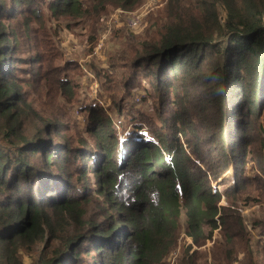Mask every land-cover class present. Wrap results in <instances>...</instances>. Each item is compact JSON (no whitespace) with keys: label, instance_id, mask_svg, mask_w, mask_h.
<instances>
[{"label":"trees","instance_id":"obj_1","mask_svg":"<svg viewBox=\"0 0 264 264\" xmlns=\"http://www.w3.org/2000/svg\"><path fill=\"white\" fill-rule=\"evenodd\" d=\"M140 1L0 0V264H164L183 221L195 244L219 225L231 244L222 197L264 203V0H167L141 36L118 37L111 69H122L126 96L138 73L149 78L143 97L160 121L137 111L148 130L125 132L123 120L120 137L59 38L89 41L91 53L109 8ZM72 106L87 118L75 143L64 125ZM221 164L233 182L219 193ZM246 250L239 264H264L263 245Z\"/></svg>","mask_w":264,"mask_h":264},{"label":"rangeland","instance_id":"obj_2","mask_svg":"<svg viewBox=\"0 0 264 264\" xmlns=\"http://www.w3.org/2000/svg\"><path fill=\"white\" fill-rule=\"evenodd\" d=\"M166 2L167 0H141L140 3L137 4V7L130 11L123 10L120 7H110L106 16L103 18L104 20L100 31L98 32V27L94 34L95 44L91 53V42H81L82 38L75 35H73L75 38L71 35H60L59 44L61 49H64H62L64 52V59L77 61L81 69L80 71L87 76L86 80L89 78L91 79V83H89L90 94L97 99L98 105L102 108L105 114L114 121L115 129L120 137L124 134L122 133L123 120L127 121L125 124V132H131L135 135L136 133H140L142 128L145 130L147 129L143 120L137 116V111L147 112L146 117H154L156 125H158L160 121L158 120L157 113H153V111L148 108L149 105L152 104V100L150 99L145 102V97H143L144 93L142 90H144L145 93L150 94L148 92L149 85L147 83L149 78L142 73H138V75H136L137 81L134 83L136 87V89L134 88L135 90L133 89L134 93H132L131 96H126V94H124L125 90L122 85L125 82V78L120 75L122 69L118 70L113 68L112 70V66L109 64L111 60L110 58L113 57L116 51L115 47L113 48V44L121 35H124L125 37L141 36V34L149 28L148 18L162 10L163 7H165ZM71 37L75 39V41H71ZM92 61L94 63L90 65ZM94 65L100 68L106 67L111 80L107 77V83H103L104 80L100 77L101 79L96 81L94 75L88 70V67L94 70ZM101 83H103L102 87L107 88V92L105 93L108 94V92H110V94H114V96H110L109 94L102 93L103 95L108 96V106L97 97ZM189 96H192L191 93H189ZM209 97L211 98V106H215L212 95L209 94ZM176 108L179 109V106L177 105ZM68 110L70 111L69 119H66L64 122L66 135L70 138L71 142L73 141V143L77 142L81 137L85 136L87 138V134L83 133L87 118L77 111L74 106L69 107ZM204 112L209 113L208 111ZM200 117L203 119L206 127H209L210 120L207 115L204 113V115ZM262 120L263 117L259 122L261 126H263ZM117 121H121V123L118 122L119 126L115 123ZM144 133L146 134V132ZM183 145L186 151L191 155L190 147L184 140ZM220 150L221 148L217 146L215 152H219ZM247 160V163L243 166L242 172L246 177H250V175L253 177V175H255L256 165L254 161L249 159V157H247ZM262 160L264 161V150H262ZM208 166L210 167L211 165L208 164ZM232 167L225 169V166L221 164V174H216L218 178L212 184L214 191L222 193L225 188L232 185ZM214 172L215 169L212 167L210 180L213 179L212 176H214ZM261 182L263 181L249 183L247 190L252 189ZM219 205L223 207L221 212L223 215L227 216L228 222L232 224V227H236V229L231 232L233 233L231 244L229 243L228 235L224 231L222 225H219L217 229L213 230L210 240L201 242L199 245L195 244L192 241V238L186 233L183 221L182 226L179 227L177 232L178 238L176 246L166 257L164 264H186L189 260H191V264H217L221 263L220 260H222L221 264H239V261H242L245 258L244 254L247 252L246 248L249 245L254 246V243L258 242L260 245L264 246V232L260 230L261 227L254 228L255 222L264 220V203L261 205L255 204L254 206L244 209L241 208L240 205H228L226 199L222 197ZM206 233H208V231H206ZM246 239L251 242H246ZM236 251H238L237 254H235ZM28 261L29 260L25 259V262Z\"/></svg>","mask_w":264,"mask_h":264},{"label":"clouds","instance_id":"obj_3","mask_svg":"<svg viewBox=\"0 0 264 264\" xmlns=\"http://www.w3.org/2000/svg\"><path fill=\"white\" fill-rule=\"evenodd\" d=\"M146 139H147V140H146ZM144 141H146V142H150L151 140H150L149 137H146V138L144 139Z\"/></svg>","mask_w":264,"mask_h":264},{"label":"built area","instance_id":"obj_4","mask_svg":"<svg viewBox=\"0 0 264 264\" xmlns=\"http://www.w3.org/2000/svg\"><path fill=\"white\" fill-rule=\"evenodd\" d=\"M147 140V139H146Z\"/></svg>","mask_w":264,"mask_h":264}]
</instances>
